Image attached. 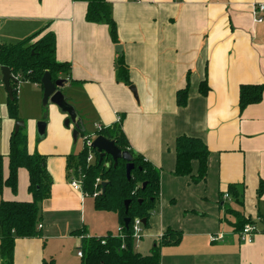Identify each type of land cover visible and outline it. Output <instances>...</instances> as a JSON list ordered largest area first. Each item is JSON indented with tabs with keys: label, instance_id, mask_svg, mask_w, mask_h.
Returning <instances> with one entry per match:
<instances>
[{
	"label": "crops",
	"instance_id": "1",
	"mask_svg": "<svg viewBox=\"0 0 264 264\" xmlns=\"http://www.w3.org/2000/svg\"><path fill=\"white\" fill-rule=\"evenodd\" d=\"M106 1L136 98L116 79L117 52L108 27L85 22V3L0 0V44L53 34L56 61L71 66V82L62 90H68L83 125L92 121L109 127L121 118L133 152L159 170V199L136 245L139 254H149L172 231L180 240L160 248L159 264H264V234L241 242L225 212L237 208L229 194L232 186L244 215L259 232L264 230V90L258 104L239 109L241 87H264V13L261 23L252 14L264 0ZM203 81L209 88L206 96L199 93ZM183 89L187 100L181 108L176 94ZM10 121L0 151L4 178ZM180 136L206 145L203 181H191L198 174L196 162L191 177L174 175ZM27 149L35 152L28 142ZM66 152L64 145L49 154L38 151L47 157L51 197L40 206L38 237L15 242V264H81V237L75 233L121 234L117 214L96 211L91 198L70 188ZM27 189L28 173L19 169L16 191L5 187L1 200L30 202Z\"/></svg>",
	"mask_w": 264,
	"mask_h": 264
},
{
	"label": "trees",
	"instance_id": "2",
	"mask_svg": "<svg viewBox=\"0 0 264 264\" xmlns=\"http://www.w3.org/2000/svg\"><path fill=\"white\" fill-rule=\"evenodd\" d=\"M72 2L85 3V22L106 25L111 42L119 47L116 24L112 18L111 6L106 0H72ZM38 35L35 34L14 44H0V67L7 68L12 77L10 82L12 99L7 98L6 108L8 118L14 122L20 121L17 93L21 83H30L42 91L40 81L45 73L50 75L52 83L57 80L70 81V64L59 63L55 59L53 34L47 33L37 39ZM116 79L127 87L132 86L121 51L117 53ZM263 90V86L241 87L239 109L258 104L262 99ZM208 92L206 82H201L200 95L206 96ZM176 100L179 107H185L186 89L176 94ZM81 136L84 139L82 150L76 155L65 158L68 174H72V177L80 182L81 192L93 200L94 209L117 214L121 227L120 235L106 233L99 237H86L84 229L75 233L77 237H81V243L77 248V252L82 254L79 258L81 264H159L160 248L178 244L180 235L167 231L149 254L141 255L136 251L131 229L135 219L145 221L142 225L146 227L149 217L156 210L159 199V170L148 163L143 156L133 152L122 132L121 118L119 122L95 131V137L101 136L112 141L119 150L130 154L134 169L129 179L125 175L126 164L122 161L113 167L109 157L105 156L99 163L98 155L95 154L94 162L87 164L86 157L91 150L85 146V132ZM27 142L23 128L17 132H14L13 128L8 140L6 178L3 177V158L0 155V264H15L13 255L17 240L38 237L40 206L51 197L52 180L47 170V157L36 152L29 153ZM208 154V149L201 139L189 136L178 137L175 144L174 175L191 177V164L196 162L199 167L198 174L196 177H191V181L193 183L203 181ZM19 169H24L28 173L27 191L31 201L4 202L1 200L2 191L5 187L13 192L16 191ZM97 181H99L98 184ZM102 184H106L104 191H102ZM143 184L145 188H142ZM262 189L263 186H260L258 195L262 193ZM235 190V187H229V194L234 198L237 208L226 207L225 212L229 227L234 234L239 235L245 226H254V223L244 215L242 202L239 201V195L235 193ZM127 201L129 205L125 210L124 203ZM230 216H234V220ZM124 219L130 221L127 227L124 226ZM259 233L264 234V230ZM42 264H54V262L49 260Z\"/></svg>",
	"mask_w": 264,
	"mask_h": 264
},
{
	"label": "rangeland",
	"instance_id": "3",
	"mask_svg": "<svg viewBox=\"0 0 264 264\" xmlns=\"http://www.w3.org/2000/svg\"><path fill=\"white\" fill-rule=\"evenodd\" d=\"M61 91L63 96L67 98L66 95L68 94V90ZM17 99L19 106V122L23 123V132L27 136L28 145H32V148L35 150V152L37 151L38 153L39 150H42L44 153L49 154L52 153L54 146L56 145L58 147H61L62 145L65 147L67 146L68 152L66 153L70 155H76L82 150L84 140L82 136L79 135L76 141L73 140L72 125L70 124L68 128L64 126L66 116L61 114L59 109L50 102H48L46 106H43L41 90L36 89V87L30 83H21L18 87ZM67 100L68 103L73 106L70 103L69 98H67ZM6 101L7 95L5 93L2 84V77L0 74V151L2 150V147L5 146L7 137L6 123L11 122L7 117ZM40 122L46 123L44 139H40L37 134V124ZM15 123L16 122L13 123V128ZM84 129L86 136L94 139L96 130L94 128L93 122H85ZM65 134H67V137H65ZM4 160L5 159L3 158L2 164ZM70 181L71 180H69V183ZM231 219L234 220V216L231 217ZM257 233L259 234L258 230ZM256 235L257 234H255L254 237Z\"/></svg>",
	"mask_w": 264,
	"mask_h": 264
},
{
	"label": "water",
	"instance_id": "4",
	"mask_svg": "<svg viewBox=\"0 0 264 264\" xmlns=\"http://www.w3.org/2000/svg\"><path fill=\"white\" fill-rule=\"evenodd\" d=\"M116 52L120 53L121 48L116 47ZM2 84L9 100L12 99V89L10 82L12 80L11 73L7 68L1 67L0 69ZM67 80H57L52 83L51 77L48 73H45L40 81L42 87V104L46 106L48 102L56 106L61 114L66 116L64 126L66 128L71 124L73 127V140L76 141L78 136L85 132L83 122L79 115L77 114L75 108L68 103V100L62 94V89L67 85ZM130 91L132 92L134 98H136L135 89L131 86ZM20 128H24L22 122L17 121L14 126V132H17ZM46 130V123L40 122L37 124V134L40 139H44ZM91 149L96 152L99 158V163L101 160L107 156L111 159L113 167H116L119 161H122L126 164L125 166V175L126 178H130V174L134 169L131 163V156L128 152H122L119 150L114 142L108 141L101 136H97L92 140ZM102 191H104L106 184H102ZM142 188H145L143 184ZM129 202L124 203V208L127 210ZM129 219H124V226L127 227L129 224ZM142 224H145V221H142Z\"/></svg>",
	"mask_w": 264,
	"mask_h": 264
},
{
	"label": "built area",
	"instance_id": "5",
	"mask_svg": "<svg viewBox=\"0 0 264 264\" xmlns=\"http://www.w3.org/2000/svg\"><path fill=\"white\" fill-rule=\"evenodd\" d=\"M263 13H264V6L257 5V6L253 7L252 14H253V16H255V22L256 23H261L262 22L261 15ZM119 121H120V118L117 119V122H119ZM94 128H95L96 131H100L102 129V127L99 126V125H94ZM92 140L93 139L91 137H88V136H86V138H85V141H86L85 142V146L91 151H93L91 149ZM91 151L88 152V155L86 157V163L87 164H92L94 162V160H95L96 152L94 151L95 153H93ZM98 183H99V181H97V184ZM69 186L74 191H81L80 182L77 181L76 179H74L73 177L71 178ZM94 196H96V194ZM227 198H228L227 195L223 196V200H225ZM131 229H132V238H133L135 246H136L139 243V241H140V239L142 237V232H143V225H142V222L140 221V219H135L133 221ZM255 234H257V230H256L255 226H246L241 231V233L238 236H239V239H240L241 242H250L253 239ZM77 256L79 258H81L82 257L81 252H77Z\"/></svg>",
	"mask_w": 264,
	"mask_h": 264
}]
</instances>
